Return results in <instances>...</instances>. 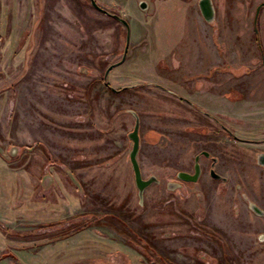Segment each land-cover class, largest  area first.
Returning <instances> with one entry per match:
<instances>
[{"label": "rangeland", "instance_id": "374dc122", "mask_svg": "<svg viewBox=\"0 0 264 264\" xmlns=\"http://www.w3.org/2000/svg\"><path fill=\"white\" fill-rule=\"evenodd\" d=\"M198 1L96 0L128 35L91 0H0V264H264V216L251 208L264 209V99L228 68L212 71L230 84L207 86L212 113L175 94L188 81L199 91L225 56L189 17ZM251 24L220 33L244 46L226 61L264 82ZM135 113L143 177L158 179L142 200ZM197 155L202 174L185 182L177 173Z\"/></svg>", "mask_w": 264, "mask_h": 264}, {"label": "flooded vegetation", "instance_id": "af4514ba", "mask_svg": "<svg viewBox=\"0 0 264 264\" xmlns=\"http://www.w3.org/2000/svg\"><path fill=\"white\" fill-rule=\"evenodd\" d=\"M200 2H201V0L198 1V5H199L198 12H199V14H195V13L193 15H190L189 14L190 15L189 17L190 18H193L196 21L197 20L203 21L205 23V25H206V28H207L206 30H207V34L208 35H211V32L218 33V34H220V33L221 34H224V33L226 34L231 29V26L230 25H229V28H228V24L231 21L225 22L229 18L231 19V18H234V17H238L239 20L243 22L244 27L246 25H248V23L252 22L251 26H252V32H253V36H254L256 48H257V51L260 54V59L262 61L261 63L264 65V43H263V39H264V20H263V18H264V0H211L212 6L214 8V17H213L212 20H207L206 19L205 15H204V13H203V11L201 9ZM140 5H141V3H140ZM251 5L253 7V9H252L253 11L250 8ZM147 7H148V4H147ZM146 8H144V9H146ZM235 8L238 9L237 14L234 13V9ZM102 12H104V11H102ZM104 13H106L108 15H111L112 17H114L112 14H115V13H109L108 11L107 12H104ZM220 17H221V20H220ZM262 20H263V23H262ZM215 22H217V24H216L217 25V28H214V25L213 24ZM220 22H221V25H220ZM199 29L202 30V27L199 26ZM246 31L250 32L249 30H246ZM240 32L243 34V36L246 34L244 30H240ZM226 36H224V37H226ZM204 43L206 44V42H204ZM126 45H127V42H126ZM229 45H231V44H228L227 45L228 47H226V48L223 47L222 50H221V52H222L221 54L222 55L223 54L225 55V56H222V63H221V65L219 67L218 66H215V67L211 68V70L207 73V75L210 76L209 77L210 80H207L206 79L204 82H202L203 80H199V83H197L198 87L200 88L199 91H193L192 86L190 84H188L189 81L181 84L182 85L181 88H183V92L182 93H175L176 96H178V98H179L180 101H187V102H189V103H191L193 105L194 104L195 105L199 104L198 106L199 107L201 106L199 108V110H201L203 113H206V114L208 112H211L212 113V111H210L207 107H205V101L207 100V95L206 94L208 92L207 91V86H210V89L209 90H211V92H212L213 89H217L219 91H225L226 90L227 91L226 93L228 95V92H229L228 90H229L230 84H228V82H222L221 83V82L217 81L219 78H213V76H212V71L213 70H216V71H219V72H221L222 70H225V72H226L227 68L228 69H232L234 71V73L236 72L235 74H237L238 77L240 78V79H238V82L237 83H234L233 84L234 86H244V85H245V87L246 86H252L254 88V91H253L254 93L248 94V97L252 95L253 97H258L259 99H264V82L261 79L258 81L257 79H259V78L256 77L255 78V82L256 83H246V80L247 79L243 78L244 76H246L245 75V72H243V71L239 72L238 71V69H242L244 66H248L247 65L248 62H243L240 65H237L241 61H239V62L238 61H235L234 62V66L236 65V67H234L232 64H230V63H228L226 61L227 54L228 55L229 54H232V53H230L231 52L230 51L231 50V46H229ZM208 47L209 46L207 45L205 48L209 49ZM192 49H193V47H192ZM233 52H234V50H233ZM243 53H244V46L241 43L239 45V47H238V52L236 53L239 56L240 60H241V55ZM173 55H174V53H173ZM164 56H166V55L164 54ZM163 61L167 62L166 60H163ZM175 61L178 62V66L181 69V67H183V65L181 64V62H179L177 60H175ZM193 63L195 64L196 62H193ZM257 74L260 75L259 73H257ZM105 78H106V75H105ZM214 80H216V81H214ZM197 82H198V80H197ZM188 86H189V88L187 89L186 87H188ZM260 87L262 88V91L261 92L259 91V88ZM241 91H243V90H241ZM193 95H195V96H193ZM243 95H245V93H243ZM260 96H262L263 98H261ZM200 103H202L203 105H200ZM136 115H138V114L135 113V117H136ZM139 118H140V116H139ZM140 126H141V119H140ZM227 128L228 127L225 126V129H227ZM139 134H140V130H139ZM235 138H238V137L235 136ZM140 144H141V136H140ZM201 154H203L207 158H210L211 159V164L209 165V172H210L211 176H212V170H214L217 174L220 175V177L215 178V177L212 176L213 178H215V179H224V176L221 175L220 173H218V171H216V168H215V165L218 162V158L215 157V156H212L206 150H203L201 152ZM137 158H138V155H137ZM199 158H200V155H197L196 156V159H195L196 162L197 161L199 162ZM262 159H264V150H261V151H259L257 153V163L260 165V167H263L264 168V165L260 163V161ZM199 164H200V162H199ZM200 169H201V174H202L201 164H200ZM180 172H187V171H179L177 173L178 177H179V173ZM187 173L194 174L195 173V165H194L193 172H187ZM201 174H200V176H201ZM142 175H143V173H142ZM200 176H199V178H200ZM157 181H158V179H157ZM183 181H185V180H183ZM185 182H189V181H185ZM170 185H173V186H176L177 187V186H180L181 184L175 182V183H171ZM260 209L263 211V213L261 215L264 216V209L262 207H260Z\"/></svg>", "mask_w": 264, "mask_h": 264}, {"label": "water", "instance_id": "95a60500", "mask_svg": "<svg viewBox=\"0 0 264 264\" xmlns=\"http://www.w3.org/2000/svg\"><path fill=\"white\" fill-rule=\"evenodd\" d=\"M92 4L104 11L107 12L105 9H103L102 7H100V5H98V3L96 2V0H91ZM201 5V9L206 17L207 20H212L214 17V8L212 6L211 0H201L200 2ZM141 7L142 8H146L147 7V3L146 2H141ZM115 18L119 19L120 21H122L126 27L128 28V35L130 34V24L129 22L120 17L118 14H112ZM128 46H129V36H128V40H127V45H126V49H125V55L128 51ZM125 58V57H124ZM115 66V64L111 65L106 72V77L109 73V71ZM139 130H140V118L138 115H136V123L134 126V129L129 133V137L133 140V147L132 150L130 152V159H131V163L134 169V173H135V180H136V185L139 188V194H140V198L142 200L143 198V194H144V190L147 188V186H149L151 183L156 182L157 178L155 177H150L148 179H144L143 175H142V170L140 167V163L138 161L137 155L139 152V148H140V134H139ZM261 164L264 165V159H262L260 161ZM201 174V169H200V164L197 161L195 164V173L194 174H190L187 172H180L179 173V177L185 181H197L199 176ZM212 176L217 178L220 177L219 174H217L214 170H212ZM251 208L254 209V211H256L257 213L262 214L263 211L260 209V207L258 205H256L255 203L251 204Z\"/></svg>", "mask_w": 264, "mask_h": 264}, {"label": "crops", "instance_id": "0c3cea01", "mask_svg": "<svg viewBox=\"0 0 264 264\" xmlns=\"http://www.w3.org/2000/svg\"><path fill=\"white\" fill-rule=\"evenodd\" d=\"M235 13L237 14L238 12V9H234ZM228 21H231L229 24H228V28H229V25L231 26L232 29H234L236 32L239 33V29L240 30H243L244 28V25H243V22L239 20L238 17H234V18H229L227 19L225 22H228ZM234 23V27H232ZM198 24L199 26H201L203 28V34H204V42H206V44L208 43L209 44V49L207 51H209V53L211 54H216L214 52L220 50H222V48H226L228 47L227 45L230 44L231 42L228 40V37H222L220 34L218 33H214V32H211V35H208L207 34V28H206V25L203 21L201 20H198ZM237 33V34H238ZM227 38V40H226ZM232 48H234V53L238 52V47H239V44H235V45H231ZM169 50V51H168ZM164 52H168V53H174V51H172L170 48H164ZM181 53V51H180ZM187 54L186 56V60H187V57L188 55L190 56L191 55V61L192 62H196V63H203V60H200V61H197V57L198 54L200 55V52L199 50L196 48L195 50L192 49V47H188L187 49H185V52ZM191 61H189V63H191ZM202 69L204 68V66L201 67ZM206 69V68H205ZM209 71H207L208 73Z\"/></svg>", "mask_w": 264, "mask_h": 264}]
</instances>
